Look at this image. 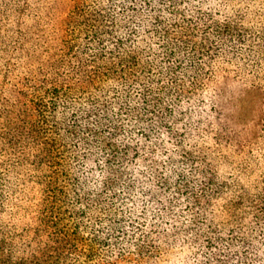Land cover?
<instances>
[{"label": "trees", "instance_id": "1", "mask_svg": "<svg viewBox=\"0 0 264 264\" xmlns=\"http://www.w3.org/2000/svg\"><path fill=\"white\" fill-rule=\"evenodd\" d=\"M0 19V264H264V0Z\"/></svg>", "mask_w": 264, "mask_h": 264}, {"label": "rangeland", "instance_id": "2", "mask_svg": "<svg viewBox=\"0 0 264 264\" xmlns=\"http://www.w3.org/2000/svg\"><path fill=\"white\" fill-rule=\"evenodd\" d=\"M17 26L10 19H0V90L2 88V78L8 65L16 61L18 52L15 50L17 43ZM17 35V36H16ZM33 36V33H30ZM6 93V92H5ZM0 96H5L0 92Z\"/></svg>", "mask_w": 264, "mask_h": 264}]
</instances>
